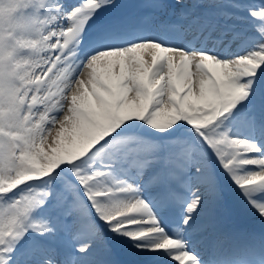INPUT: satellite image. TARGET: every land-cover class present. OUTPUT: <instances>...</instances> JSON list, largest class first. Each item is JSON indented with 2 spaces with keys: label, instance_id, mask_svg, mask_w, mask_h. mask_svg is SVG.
Here are the masks:
<instances>
[{
  "label": "snow or ice",
  "instance_id": "snow-or-ice-1",
  "mask_svg": "<svg viewBox=\"0 0 264 264\" xmlns=\"http://www.w3.org/2000/svg\"><path fill=\"white\" fill-rule=\"evenodd\" d=\"M0 264H264V0H0Z\"/></svg>",
  "mask_w": 264,
  "mask_h": 264
}]
</instances>
